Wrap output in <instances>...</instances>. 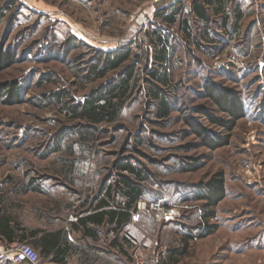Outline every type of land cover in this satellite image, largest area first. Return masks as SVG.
<instances>
[{
    "label": "rangeland",
    "instance_id": "obj_1",
    "mask_svg": "<svg viewBox=\"0 0 264 264\" xmlns=\"http://www.w3.org/2000/svg\"><path fill=\"white\" fill-rule=\"evenodd\" d=\"M187 3L0 0V49L14 58L0 70V84L15 82L18 91L15 103H8L5 92L0 96L1 211L10 192L51 179L66 187V162L78 160L80 173L83 153L92 159L98 154L112 180L116 174L139 182L144 198H165L175 216L146 215L187 217L183 225L194 235L200 209L205 229L192 243L204 237L219 242L224 264H264V3L241 9L239 25L220 49L204 39L205 27L191 17ZM163 9H177L175 22L155 16ZM140 13L150 22L145 30L136 23ZM216 32L213 37L224 35ZM126 49L131 56L118 69L94 77V66L101 68L111 53ZM129 69V88L115 120L93 124L73 113L71 108L107 92ZM206 82L236 93L245 110L229 144L215 150L185 133V118L192 117L213 134H226L195 111L203 107L226 119L203 96ZM163 108L167 115H161ZM122 164L135 171L119 172ZM217 174L224 196L209 207L206 183Z\"/></svg>",
    "mask_w": 264,
    "mask_h": 264
},
{
    "label": "crops",
    "instance_id": "obj_2",
    "mask_svg": "<svg viewBox=\"0 0 264 264\" xmlns=\"http://www.w3.org/2000/svg\"><path fill=\"white\" fill-rule=\"evenodd\" d=\"M256 1L264 3L188 0L187 10L204 25V39L213 42L211 46L216 42L220 49L225 35L239 25L241 9L253 7ZM215 20H220L217 28L210 29ZM217 29L224 35L213 37ZM83 155L80 173L75 171L78 160L66 162L70 167L64 175L69 181L66 187L51 179V183L5 195L4 210H0V254L27 244L39 252L37 264H224L218 254L219 242L204 237L192 243L193 233L183 225L187 217L176 215L177 219L168 221L136 211L139 200L163 197L144 198L139 182L116 174L112 180L113 174L105 173L100 164L103 156ZM129 167L122 164L119 172L133 173ZM70 169L74 170L70 173ZM132 188L137 190L135 197L127 193ZM0 264L12 263L3 262L0 256Z\"/></svg>",
    "mask_w": 264,
    "mask_h": 264
},
{
    "label": "trees",
    "instance_id": "obj_3",
    "mask_svg": "<svg viewBox=\"0 0 264 264\" xmlns=\"http://www.w3.org/2000/svg\"><path fill=\"white\" fill-rule=\"evenodd\" d=\"M196 10V9H195ZM166 9L158 10L155 14L156 17H162L165 14L163 20L165 22L173 23L175 22V15L177 14V9L166 13ZM131 56L128 49L122 51H116L111 53L110 57L107 58L106 62L101 68H96L94 66L95 78L104 77L109 70L118 69L125 61H127ZM163 56V55H162ZM163 60V57H160ZM14 58L9 55L6 51L0 49V70L11 65ZM155 74L153 73L152 76ZM132 76V70L129 69L127 76L119 80L116 85L109 87L108 91L105 93L98 92L96 96L95 92L89 99L84 103L79 104L71 108L73 113L77 115L78 118L85 119L93 124L113 121L117 118L120 106L124 101V96L129 88V80ZM6 93L8 98V103H15L18 97L17 87L15 82H5L0 84V96ZM203 96L208 98L215 107L226 115V119H221L214 117L205 110L203 107L197 108L195 111L202 113L207 122L212 126H219L223 129L226 134L219 135L213 134L207 126L201 121L189 117L185 118L184 124L188 126L185 133L189 135H194L195 138L200 141V144L205 146L210 150H215L218 147L225 146L229 144V135L233 128L236 126L238 120L244 117L245 110L240 97L231 91L230 89L220 88L215 82H206L203 86ZM167 109H162L161 115H167ZM128 167V166H126ZM131 172L135 171L133 168H128ZM207 193L204 195V200L207 201L209 207H215L219 200L224 196V186L221 178L218 174L210 179L207 183ZM131 197H135L137 190L132 188L127 191Z\"/></svg>",
    "mask_w": 264,
    "mask_h": 264
},
{
    "label": "built area",
    "instance_id": "obj_4",
    "mask_svg": "<svg viewBox=\"0 0 264 264\" xmlns=\"http://www.w3.org/2000/svg\"><path fill=\"white\" fill-rule=\"evenodd\" d=\"M163 0H153V3H159ZM136 23H138L139 28H142L143 30L147 29L150 22L148 17L140 13L136 18ZM165 198H157L155 201L147 202L145 200H139L136 204V211H153L156 214L164 215L165 217L173 218L175 216L173 214V210L166 209V202ZM180 209H188L187 206H180ZM198 217L200 220V228L198 230V233L194 234L192 236V240H197L200 235L203 234V231L205 229V220L204 217L201 216V210L199 209L197 211ZM1 259L3 262H11L12 264H21L24 261H28L31 264H37L39 261V252H36V250L31 247L30 245L23 244L11 249H8L7 251H4L0 254ZM136 264H147V263H141L137 262Z\"/></svg>",
    "mask_w": 264,
    "mask_h": 264
}]
</instances>
